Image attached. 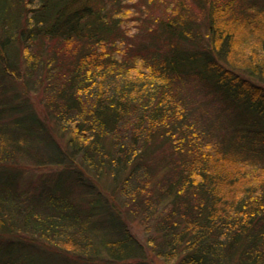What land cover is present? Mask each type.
Returning a JSON list of instances; mask_svg holds the SVG:
<instances>
[{
	"label": "trees",
	"instance_id": "16d2710c",
	"mask_svg": "<svg viewBox=\"0 0 264 264\" xmlns=\"http://www.w3.org/2000/svg\"><path fill=\"white\" fill-rule=\"evenodd\" d=\"M152 253L264 264V0H0V264Z\"/></svg>",
	"mask_w": 264,
	"mask_h": 264
},
{
	"label": "rangeland",
	"instance_id": "374dc122",
	"mask_svg": "<svg viewBox=\"0 0 264 264\" xmlns=\"http://www.w3.org/2000/svg\"><path fill=\"white\" fill-rule=\"evenodd\" d=\"M194 93V92H192ZM192 97V102H196V101H202L203 100V96L200 95V94H191L190 95ZM191 100V99H190ZM189 106V104H188ZM191 110V117L196 119V122L199 124V125H203L204 127L206 126V124H208L205 120L207 118V115L208 114H212V106L209 105L207 108H193V107H188V110ZM198 118L200 119V121H198ZM211 125V124H209ZM198 126V125H197ZM29 162V161H19L18 162V165H17V169L20 170V171H24L23 173V176H22V179H23V185H20L19 188H25V187H32L31 185H29V182H35L36 180V177H39L41 176L44 172H50L48 170H46L48 167L46 168H42V167H32V166H28L26 163ZM16 168V167H15ZM32 168V171H28L29 169ZM48 174V173H47ZM44 176V175H43ZM107 183H109L107 181ZM110 185V183H109ZM119 197L122 199V201L124 202V195L123 194H118ZM128 227L130 228L131 232L134 234V236L143 244H146V241H147V236L148 238H150V236L153 235V232H149L147 233L145 231V229L143 228V225L140 224V221L139 219H136L134 218L132 221H130L128 223ZM149 243V246H150V241H148ZM151 248V247H150ZM148 250V249H147ZM148 252H150L148 250ZM149 254V253H148ZM151 256V261H152V264H167L166 261H164L163 258L159 257V256H155L152 254H150Z\"/></svg>",
	"mask_w": 264,
	"mask_h": 264
}]
</instances>
